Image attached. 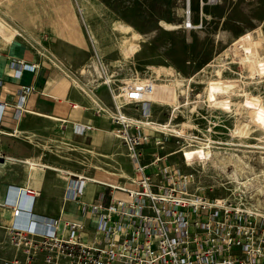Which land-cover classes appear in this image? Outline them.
<instances>
[{
    "label": "rangeland",
    "instance_id": "374dc122",
    "mask_svg": "<svg viewBox=\"0 0 264 264\" xmlns=\"http://www.w3.org/2000/svg\"><path fill=\"white\" fill-rule=\"evenodd\" d=\"M188 8L189 0H0V55L11 49L3 38L52 63L67 77L64 118L96 127L95 137L80 136L69 123L28 115L18 134L21 148L48 166L88 176L97 166L96 179L129 182L135 176L132 162L108 125L117 112L115 101L121 104V88L140 78L154 88L150 102L170 105L151 107V120L159 122L153 125L164 128L158 124L174 110L173 129L179 133L162 145L147 146L145 162L168 156L166 163L195 174L194 187L207 196L243 195L247 207L264 214V0H191L193 27L185 25ZM161 22L181 27L169 30ZM249 33L252 40L245 38ZM235 42L253 49L262 62L255 73L235 49L225 55ZM214 80L235 85L234 101L222 108L209 99L208 83ZM248 97L260 101L259 108ZM41 98L46 105L55 102ZM122 111L141 119L140 105ZM4 137L0 132V159L10 162H0V183L24 176L13 164H20L19 158L3 149L12 144ZM202 147L209 158L197 154ZM187 152L196 159L190 165ZM38 169L40 177L59 174Z\"/></svg>",
    "mask_w": 264,
    "mask_h": 264
},
{
    "label": "built area",
    "instance_id": "2783aa9c",
    "mask_svg": "<svg viewBox=\"0 0 264 264\" xmlns=\"http://www.w3.org/2000/svg\"><path fill=\"white\" fill-rule=\"evenodd\" d=\"M34 91L32 85L20 88L16 114L24 112ZM153 91L140 78L130 80L121 88V104L115 101L117 112L110 122L135 176L112 184L70 175L67 197L79 204L82 222L37 216L30 209L36 191L16 190L15 198L0 202V207L12 210L10 223L0 224V264H264V214L247 207L243 195L207 196L203 188L194 187L195 174L166 163L168 156L145 162L147 146L179 135L173 129L174 110L169 125H153L157 121L151 120V107H170L150 102ZM0 105L6 109L7 104ZM126 105H140L141 119L124 113ZM92 184L103 188L87 202L84 198Z\"/></svg>",
    "mask_w": 264,
    "mask_h": 264
},
{
    "label": "crops",
    "instance_id": "0c3cea01",
    "mask_svg": "<svg viewBox=\"0 0 264 264\" xmlns=\"http://www.w3.org/2000/svg\"><path fill=\"white\" fill-rule=\"evenodd\" d=\"M9 44H11V49L8 55H0V80L2 81V86L0 87V103L7 104L6 109L2 110L3 115L0 119V132L5 135L4 140L5 138L12 140V144L7 148L4 145L2 147L7 153L9 152L15 158H19L18 161L23 165L13 164L15 168L17 167L18 170H21L20 173L24 176L19 179V175L15 174H18L19 171L14 168L13 173L15 175L11 176V178L8 176L0 183V202L4 203L9 199H13V196L15 198L16 190L23 191L25 189H32L38 195L34 201H30V209L37 216L61 218L71 222H82L83 218L80 215V206L77 202L68 199L66 188L70 175L88 176L86 174L89 173L79 174L70 170L39 163L35 154L31 151L29 152V150H22V141L18 134L23 132V121L28 115H39L57 122L69 123V125L71 124L74 127L76 134L80 136L89 134L95 137L94 129L96 127H93L91 124L88 125L83 122L77 123L72 119L64 118L67 116V111L69 110L62 102L68 97L64 92L65 85L67 86V77L64 73L58 71L52 63L38 59L26 47L17 43L14 44V42ZM13 61L19 62L14 68L11 66ZM25 65L33 69H27L24 67ZM30 85L35 88V91L27 98L24 105V112H18L16 114L15 105L20 96V88ZM43 95L48 96L55 102L53 101V104L50 102L47 105L44 104L41 98ZM75 108L78 107L75 106ZM51 117L58 119H52ZM77 126L82 127L80 132L77 131ZM84 127L87 129L86 131L82 130ZM108 133L112 135L111 123L108 125ZM105 136L108 141V135ZM105 136L101 140H105ZM27 159L39 163L40 167L38 168L44 167L57 171L59 173L58 176H38L37 172H39V169H30L29 164L26 162ZM5 162L8 163L10 161L5 158ZM94 168L96 174L89 175L88 177L97 178V171L99 172L100 170L97 166ZM102 188V186L99 188L97 185H89L88 194L84 200L87 202L94 201L96 193L102 190ZM27 200L25 198L23 201L25 206L29 205ZM11 216L12 210L0 207L1 225H8L12 219ZM1 236H4L3 231Z\"/></svg>",
    "mask_w": 264,
    "mask_h": 264
},
{
    "label": "bare ground",
    "instance_id": "6f19581e",
    "mask_svg": "<svg viewBox=\"0 0 264 264\" xmlns=\"http://www.w3.org/2000/svg\"><path fill=\"white\" fill-rule=\"evenodd\" d=\"M96 4V3H95ZM185 15H186V21H185V25L186 23L189 24V27H193V23H192V20H191V15H192V12H191V0H189V8L184 12ZM162 25L169 29V30H174V29H178L181 27V25H174V24H168L166 22H161ZM184 25V26H185ZM183 27V26H182ZM250 38L252 40V37H251V33H249L247 36H245V38ZM3 41L7 42V43H12V41H6L5 39L1 38ZM242 40V39H241ZM256 44V43H255ZM236 50L237 52H239L241 55H242V58L245 62L247 63H250V68L252 69V73H255V71L257 70L256 68V64H262V62H260V60H257V58L255 59V56H256V53L254 52V50L252 49L251 51H249V49L246 47V45L244 43H241V42H235L231 45L230 49H228V51H226L225 55H228V52L230 50ZM221 57V56H220ZM259 58V57H258ZM261 59V58H259ZM52 60V59H51ZM262 61V60H261ZM222 62V61H221ZM57 66V65H56ZM209 66H212V64H209ZM246 66V65H245ZM97 68V66L95 67ZM208 68V67H207ZM218 68V66H217ZM98 69V68H97ZM206 69V68H205ZM222 69V68H221ZM217 70V69H215ZM204 71V70H202ZM223 71V70H221ZM201 73V72H200ZM220 71L217 72L218 76H220ZM202 74V73H201ZM110 78V77H109ZM164 80V79H162ZM192 80V78H191ZM189 81V80H188ZM194 81V80H193ZM209 81V80H208ZM108 82H111L109 80H107L106 83ZM232 83V84H230ZM209 87H208V90H209V99L211 101V103L213 104V106H217V107H223L227 102H233V96H235L236 92H234L232 89L235 87V85L233 84V82H229V81H222V80H214V81H210L209 83ZM227 84H230V85H227ZM79 87H82L81 85H79ZM207 88V87H206ZM206 90V89H205ZM242 90V89H240ZM237 91V92H240ZM243 92V91H242ZM206 93V92H205ZM250 104H252L253 106L259 108V102L256 101V100H252L251 98H247L246 99ZM245 102V101H243ZM244 104V103H243ZM2 110H3V107L0 105V116H1V113H2ZM256 113V111H255ZM254 117V116H253ZM52 119H58L56 117H51ZM136 120V119H134ZM142 121H146V120H142ZM81 126H77V129L78 131L80 132L81 130ZM98 131H100L99 129H97ZM197 151V150H196ZM195 151V152H196ZM210 153V152H209ZM209 153L206 152V150L202 147V148H199L198 149V152L197 154L200 155L202 158L204 159H207L209 158ZM187 156V160L186 161V158L184 159L186 161V163H188V165L191 164V162L193 161V158H194V154L191 155V152H187L186 154ZM200 160V159H199ZM26 162L29 164V168L30 169H36L38 167H40L39 163L33 161V160H29L27 159ZM226 169V168H225ZM34 173V172H33ZM102 182V181H100Z\"/></svg>",
    "mask_w": 264,
    "mask_h": 264
},
{
    "label": "water",
    "instance_id": "95a60500",
    "mask_svg": "<svg viewBox=\"0 0 264 264\" xmlns=\"http://www.w3.org/2000/svg\"><path fill=\"white\" fill-rule=\"evenodd\" d=\"M0 162L4 163V162H5V158L2 157V158L0 159Z\"/></svg>",
    "mask_w": 264,
    "mask_h": 264
}]
</instances>
